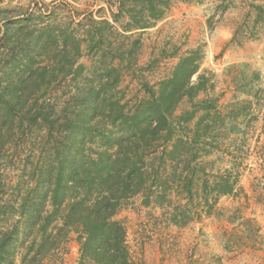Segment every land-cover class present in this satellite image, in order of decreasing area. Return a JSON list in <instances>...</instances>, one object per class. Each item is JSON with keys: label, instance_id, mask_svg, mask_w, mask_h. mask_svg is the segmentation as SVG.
Segmentation results:
<instances>
[{"label": "rangeland", "instance_id": "rangeland-1", "mask_svg": "<svg viewBox=\"0 0 264 264\" xmlns=\"http://www.w3.org/2000/svg\"><path fill=\"white\" fill-rule=\"evenodd\" d=\"M35 1L0 0V41L5 26L16 28L12 23L23 20ZM38 1L44 10L55 7L54 26L61 25L64 16L77 19L89 13L111 22L113 33L106 36L112 48L131 50V57L121 62L116 94L129 106L145 97L144 84L157 88L182 58L193 54L198 71L192 81L203 75L208 88V95L199 98L209 96L222 115L219 140L206 141L214 148L209 146L210 152L199 161L206 173L198 174L192 200L172 177L160 199L145 189L120 202L114 220L125 230L132 262L264 264V0H170L164 16L145 29L132 27L126 16L113 22L110 10L116 8H106V0ZM32 49V45L12 48L14 63L21 60L19 66L24 67L27 54H35L34 65L42 62L44 55ZM7 60L0 64V89L18 78L13 74L17 65L9 67ZM90 60L85 54L79 62L93 82L98 73ZM53 84L47 98L60 117L74 87L64 80ZM190 107L184 99L176 112ZM0 118V242L7 246L0 264H96L80 261L77 234L62 227L61 221L47 225L46 233L40 231L42 218L37 213L44 216L50 211L49 203H42L46 186L38 184L37 174L39 163L50 156L40 151L39 134L45 130L24 137L16 131L17 120ZM191 157L189 152L187 159ZM230 166L233 192L218 199L209 195L206 200L203 182L212 183V176ZM143 186L151 187V179Z\"/></svg>", "mask_w": 264, "mask_h": 264}, {"label": "trees", "instance_id": "trees-1", "mask_svg": "<svg viewBox=\"0 0 264 264\" xmlns=\"http://www.w3.org/2000/svg\"><path fill=\"white\" fill-rule=\"evenodd\" d=\"M106 1V8H116V12L110 10L113 22L126 16L135 29L148 28L150 22L160 20L170 2ZM41 6L35 1L23 20L12 23L17 25L12 31L6 25L0 41V64L8 57L6 64L17 65L13 74L18 77L0 89V115L10 123L17 120L16 131L21 136H31L34 131L38 136L37 131L45 130L39 134L40 151L50 156L39 163L37 174L38 184L46 186L42 203L48 202L50 211L44 216L37 213L42 218L40 231L46 233L49 225L61 221L62 227L68 226L77 234L82 263L134 264L125 230L114 220L120 202L145 189L160 199L172 177L181 183L187 200H192L198 174L206 173L199 161L210 152L208 147L214 146L211 143H217V137L219 140L222 115L209 96L199 98L208 93V88L203 75L192 81L198 71L193 54L182 58L157 88L144 84L145 97L129 106L116 94L121 62L131 57V50L112 48L106 36L113 33L111 22L89 13L77 15V19L64 16V22L54 26L55 7L49 11ZM16 45H32L33 51L36 47L38 54L44 55L42 62L34 65L35 54H27L25 68H20L21 60L14 63L17 56L12 48ZM85 54L95 66L97 81L89 82L85 76L86 66L79 62ZM60 79L74 91H69L58 117L47 93ZM184 99L191 107L177 114ZM46 136L50 140L47 144ZM207 139H211L210 144ZM189 152L192 157L188 160ZM231 171L230 166L212 176V183L207 179L203 182L206 200L209 195L218 199L233 192L235 178ZM150 179L152 188L143 186ZM149 195L145 197L147 202ZM6 248L0 242V263Z\"/></svg>", "mask_w": 264, "mask_h": 264}]
</instances>
